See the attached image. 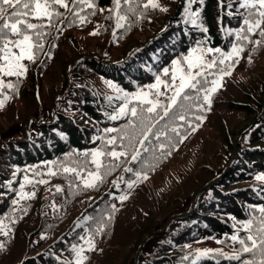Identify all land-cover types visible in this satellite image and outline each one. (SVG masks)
Returning a JSON list of instances; mask_svg holds the SVG:
<instances>
[{
	"label": "trees",
	"instance_id": "16d2710c",
	"mask_svg": "<svg viewBox=\"0 0 264 264\" xmlns=\"http://www.w3.org/2000/svg\"><path fill=\"white\" fill-rule=\"evenodd\" d=\"M65 2L69 8L51 6V20L29 18L43 27L38 41L30 32L42 47H33L34 59L21 61L27 71L18 77L0 73V264H76L74 245L84 249L81 264H241L226 258L237 254L259 264V246L240 252L230 239L237 234L251 245L246 238L259 237L264 217V179L257 178L264 177V23L252 32L244 24L256 18L259 6L241 7L242 0H121L117 9L115 0ZM118 13L126 16L120 27ZM238 32L247 39L237 40ZM9 39L18 37L9 33ZM197 40L223 52L233 44L243 51L223 65L219 54H207L217 58L207 78L219 84L209 101L203 91L193 93L198 99L188 102L193 107L186 121H175L177 132L166 129V137L153 139V145H166L163 154L157 148L158 160L151 150L142 153L139 159L153 164L143 169L146 178L127 186L136 177L125 169L141 170L129 154L113 161L117 166L97 188L85 189L79 180L69 187L57 164L87 159L83 153L116 136L105 130L128 122L109 119L125 103L121 97L148 92L157 77L168 83L173 61L189 54ZM221 68L229 74L221 75ZM159 91L167 103L171 90L161 84ZM131 107L147 105L131 100ZM50 169L57 174H48ZM21 191L28 195L21 198ZM101 216L103 231L89 250L87 237ZM249 220L250 230L242 227Z\"/></svg>",
	"mask_w": 264,
	"mask_h": 264
},
{
	"label": "snow or ice",
	"instance_id": "6c2138e0",
	"mask_svg": "<svg viewBox=\"0 0 264 264\" xmlns=\"http://www.w3.org/2000/svg\"><path fill=\"white\" fill-rule=\"evenodd\" d=\"M83 0H72V3H80ZM127 2V0H126ZM58 4L61 7L69 8V4L65 0H0V40H3V47H0V52H2L5 64L0 66V73H4L7 76H21L27 71L25 66L21 63L24 59L32 60L34 59L33 47H42L37 41L42 35L37 29L42 28V24H34L30 22L29 18L43 20L47 18L51 20L52 13L49 11L52 5ZM116 8L119 9L121 0H115ZM7 6V7H5ZM88 7L93 5L89 3ZM153 7L156 5L153 4ZM241 7L264 9V0H242ZM147 7V5H145ZM253 15L256 16L255 19L249 20L245 19L244 24L247 25V31L252 32L253 29L259 28L262 23H264V10H259ZM132 10L131 8L129 9ZM59 15V13H57ZM79 17V13H75ZM195 15V14H193ZM83 20V17H80ZM126 19L125 15L117 14V27L122 26L120 21ZM191 23L196 24L197 21L192 19ZM7 30V31H6ZM207 31L206 29H202ZM244 31V30H241ZM37 38V41L33 40V35ZM9 33L11 35L18 37V39H9ZM261 36H264V31L260 32ZM241 38L247 39L246 36L241 37L240 33L236 34V39ZM255 43L259 44L260 41ZM9 45H13L15 48L19 49V55H16L11 51ZM243 51L242 46L233 44L231 46L230 52H223L220 48H210L206 47V42L204 40H197L195 46L190 50L189 54L181 57L180 59L174 60L173 64L176 65L175 69L172 71L170 81L165 83L159 77H157L155 84L148 85V92H139L134 94L129 98L128 94L125 93L121 99L125 101L123 106H121L115 115H110L109 119L119 120L121 118H127V123L122 128H108L105 131L107 133L115 132L116 136L107 139L101 148L93 150L91 152L83 153L87 159L84 160H72L69 159L66 162H59L57 164V170L61 174H67L66 179L69 180V187L79 186L76 182L79 180L85 189H95L98 184L103 183L104 176L110 174L114 167L117 165L113 161H119L121 157L127 158L129 154L131 155V160L134 162H139L141 164V170L136 171L133 168H126L125 171L132 173L136 180L127 181V186L131 188L138 180L146 178V173L143 171L145 168L153 167L151 161L144 159L140 160L143 152H149L151 150L155 159L159 157L155 156L157 148L163 154L166 145L161 143L159 145H153V139L159 141L162 136L166 137V129H170L172 132H177V128L174 126L175 121H186V117L191 111L193 104L188 103L189 101H194L198 97H194L193 93H199L203 91L205 93L203 99L209 101V95L211 92L215 91V86L219 84L218 79L208 80L207 75L209 70L217 67V58L208 59L207 54L217 53L218 63L220 65L225 64L226 60L232 59V57L239 56L240 52ZM221 75L229 74L227 69H219ZM163 72L165 75H169V69L164 68ZM178 81V82H177ZM211 83L212 88L208 85ZM163 84L166 88L171 90V95L167 97V103H162L158 98L164 95L159 91V86ZM112 86V85H110ZM7 87H13L12 84H8ZM152 89H156V98H150L152 95ZM131 100H137L141 104L147 105V107L141 108L139 111L137 107L128 108V104ZM196 120L202 119V117L195 115ZM164 121L163 124H160ZM160 124L157 129L156 125ZM155 129V131H154ZM152 137V139H149ZM119 141V143H118ZM126 141V143H125ZM113 146L111 149L105 151L107 146ZM117 148L122 149L120 151ZM103 157L109 158L108 160L102 159ZM94 165V167H90ZM50 175H56V171L49 170ZM258 179H264V177H257ZM26 182L31 183L25 177ZM37 183H46L44 179L36 181ZM23 187V186H22ZM57 191H62L59 187ZM28 194L21 191V198ZM35 196V193H31ZM126 197H121L124 199ZM16 203V201H13ZM114 207V206H113ZM260 212L264 214V207L260 208ZM94 219V218H86ZM109 219H111V214H109ZM103 216H101L100 221L97 222V227L94 232L87 237L88 249L92 250L94 248L93 236L103 231L104 223ZM252 221L249 220L245 222L242 227L245 229H251ZM261 227L258 229L260 233L259 237L254 235H248L247 241L251 242L249 245L245 239L240 238L237 234H233L230 239L233 242H238L241 246L240 252H251L254 248L258 246L261 248L262 255H264V217L260 221ZM85 239V237H81ZM219 242V241H218ZM2 247V245H0ZM76 252V264H81L83 259L86 257L82 256L84 252L83 248H78L73 246ZM200 255H208L207 252L200 253ZM223 255V253H220ZM230 260L241 261V264H254L251 260H242L239 254L234 256L226 257ZM259 264H264V259L259 261Z\"/></svg>",
	"mask_w": 264,
	"mask_h": 264
}]
</instances>
